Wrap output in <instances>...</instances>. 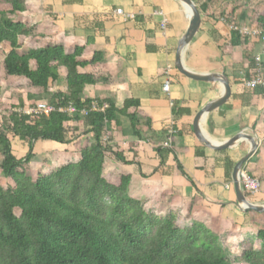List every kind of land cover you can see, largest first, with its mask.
<instances>
[{
    "label": "crops",
    "instance_id": "0c3cea01",
    "mask_svg": "<svg viewBox=\"0 0 264 264\" xmlns=\"http://www.w3.org/2000/svg\"><path fill=\"white\" fill-rule=\"evenodd\" d=\"M219 1L195 3L201 24L183 61L193 73L218 74L229 81L227 101L206 114L202 130L217 145L239 134L256 142L257 148L242 172L258 179L262 191L253 197L243 194L250 204L264 207V91L247 90L241 84L252 76L254 58L264 46L256 38L242 39L241 44L233 46V32L221 18L239 27L256 25L247 19L242 7L236 8V4L231 8L232 0ZM26 3L32 7L30 13L12 16L15 22L34 29L20 53L24 48L27 52L46 45H60L67 54L76 47L84 48L85 61L99 53L103 59L82 72L93 73L101 80L87 86L83 97L97 106L98 102L110 101L119 110L129 101L138 104L128 114L139 117L144 139L136 141L131 136L129 121L120 118L113 135L128 164L106 159L104 173L129 176L131 198L159 216L174 214L180 226L201 224L220 238L226 236L232 241L239 237L238 243L255 239L264 227V213L238 208L232 180L234 166L249 153L251 144L244 140L229 149L212 150L200 142L194 131L196 117L209 102L221 96L222 85L189 79L176 68L177 49L190 25V15L182 4L176 0H26ZM118 10L134 18L117 15ZM224 11L229 17H224ZM0 48L3 49L0 67L4 73L1 63L10 47L5 44ZM63 76L61 71L59 80L49 83L50 93L66 92ZM4 77L9 81L5 74ZM167 80L168 94L163 91ZM51 87L56 91L50 90ZM71 126L79 137L70 145H58L67 154L74 151V145L80 151L92 137L83 136V123ZM172 131L171 148H164ZM43 143L46 148L57 145ZM159 148L169 149L163 165ZM197 150L204 152L205 161L197 160ZM230 165L231 176L227 177Z\"/></svg>",
    "mask_w": 264,
    "mask_h": 264
},
{
    "label": "trees",
    "instance_id": "16d2710c",
    "mask_svg": "<svg viewBox=\"0 0 264 264\" xmlns=\"http://www.w3.org/2000/svg\"><path fill=\"white\" fill-rule=\"evenodd\" d=\"M1 1L10 8L0 12V46L10 47L2 60L5 76L27 81L26 102L34 106L45 101L49 83L64 72L66 92L51 93L48 104L56 109L72 105L74 113L28 116L20 113L24 101L4 113L0 170L12 186H0V264H264V227L254 240H243L232 254H225L217 234L201 224L182 228L174 214L162 217L147 211L129 196V176L104 173L106 159L128 164L113 135L120 118L129 121L136 141L144 139L139 117L128 114L138 104L129 101L119 110L104 100L97 103L100 108L108 104L104 111L89 112L93 101L83 97L85 88L101 79L82 71L98 64L102 55L95 53L85 61L84 48L67 54L60 45L20 53L34 29L11 17L30 13L32 7L26 0ZM256 26L264 29V15ZM242 39L247 40L233 33L232 45ZM79 123L83 135L92 137L80 149L78 161L47 169L32 179L25 166L37 144L70 145L79 137L71 125ZM10 137L28 145L24 158H16ZM168 150L158 149L161 165ZM196 158L205 161L204 152L197 150ZM231 169L227 167V177ZM179 170L183 172L180 166Z\"/></svg>",
    "mask_w": 264,
    "mask_h": 264
},
{
    "label": "rangeland",
    "instance_id": "374dc122",
    "mask_svg": "<svg viewBox=\"0 0 264 264\" xmlns=\"http://www.w3.org/2000/svg\"><path fill=\"white\" fill-rule=\"evenodd\" d=\"M224 1L227 2L230 0H220L219 2L223 3ZM231 3L234 4L231 8L235 7L236 4H237L236 8H238V6L242 7L243 11L246 12V14H248L247 19L252 20L253 26L257 25L258 18L261 15H264V0H247V3L243 2V0H232ZM230 6L231 4H229V7ZM9 9H10L9 6H7L0 0V12H7ZM231 10H232V14L234 15V10L233 9ZM232 14L231 16H233ZM217 15L218 17H221V13H218ZM225 16L229 17V15H227L226 12L224 11V17ZM23 51L25 52L26 49L24 48ZM2 52L3 49L0 48V57L2 56ZM7 80L8 79H5L4 73H2V68L0 67V84L2 85V89L0 90V125L2 124L3 116L6 110L10 109L13 106L18 107L19 103L22 101H24L25 103L27 96V89H26L27 81H25L24 79H15V78H9V81ZM50 90L56 91L52 87L50 88ZM50 94L51 93L49 92V95L47 94L45 96L46 98L45 101H42L43 103L46 104L48 103V98ZM30 105L31 104L25 106L27 108ZM10 140L12 142L14 155L16 156V158L18 159L24 158L26 153L28 152V145L12 137H10ZM40 144L42 145L41 147H39ZM40 144L36 146L35 149L33 150L34 157L31 160L30 164L25 166L27 173L31 176L32 179H35L38 174L45 172L47 169L55 168L62 164L64 165L67 163L78 161V156H79L78 146L77 147L75 145L74 147L72 146L74 151H72V153L70 154H67V152H62L63 148H60L58 145H49L46 148L47 145H45V143H40ZM1 161H2V156L0 155V163ZM0 186L3 188H9L12 186L10 180L6 179L2 175L1 170H0ZM181 227L186 228L184 225H181ZM238 239L239 237L237 238L235 237V239L231 241V239L228 240L226 236L221 237L222 246L225 254H232L235 251L237 245L239 244L238 243L239 241H237ZM228 245H230V247ZM259 247L260 244L257 243L256 248L258 249Z\"/></svg>",
    "mask_w": 264,
    "mask_h": 264
},
{
    "label": "water",
    "instance_id": "95a60500",
    "mask_svg": "<svg viewBox=\"0 0 264 264\" xmlns=\"http://www.w3.org/2000/svg\"><path fill=\"white\" fill-rule=\"evenodd\" d=\"M182 6L188 11L190 15V25L189 28L186 32V34L183 36L181 39L178 49H177V54H176V68L177 70L184 76H186L189 79L195 80V81H201V82H217L222 85V93L221 96L214 100L209 102L198 114L195 120L194 124V131L196 133L197 138L200 140V142L206 146L207 148H210L212 150H225L229 149L232 147L237 146L240 142L246 140L248 143L251 144V148L249 153L242 158L233 168L232 171V180L234 183V189H235V194H236V205L238 208L243 209L245 212L248 211H253L257 213H264V207H259L250 204L245 195L242 192L240 182H239V176L240 173L242 172V168L244 164L252 157L254 154L257 144L254 140L251 138H247L243 136L242 134H239L235 136L234 138L227 140L223 144H213L211 143L207 138L205 133L202 130V124L204 121V118L206 114L217 107L221 106L224 104L230 94V87H229V81L227 80L226 77L218 75V74H196L193 73L189 70L184 65V53L192 40L194 39L195 35L197 34L200 24H201V19H200V14L197 9V6L192 0H176Z\"/></svg>",
    "mask_w": 264,
    "mask_h": 264
},
{
    "label": "built area",
    "instance_id": "2783aa9c",
    "mask_svg": "<svg viewBox=\"0 0 264 264\" xmlns=\"http://www.w3.org/2000/svg\"><path fill=\"white\" fill-rule=\"evenodd\" d=\"M116 14L126 19L134 18L133 15H126L121 10L116 11ZM221 22L226 24L231 32L237 33L242 38H256L260 40L264 46V29L259 28L258 26L252 28L239 27L234 23H229L226 18H221ZM165 24L166 22L164 21L162 24L163 29L165 28ZM241 84L247 90L259 89L264 91V47L262 52L256 55L254 58V68L252 71V76L250 77V79L242 80ZM163 91L167 94L170 92L169 80H167L164 83ZM106 108L107 106H103L102 108H100L97 105H92L89 112H100V111H104ZM55 111H60L69 114L74 113V109L72 108V105H69L66 109L63 108L56 109L54 106L43 102H39L34 106L30 105L27 108L20 110V113L28 116L39 117V116H49L51 113ZM82 113L85 116L88 114V112L85 111H83ZM172 137H173V131L170 133L168 141L163 144L164 148H169V149L171 148ZM239 182L243 193L248 197L256 196L262 191L261 182L245 172L240 173Z\"/></svg>",
    "mask_w": 264,
    "mask_h": 264
}]
</instances>
